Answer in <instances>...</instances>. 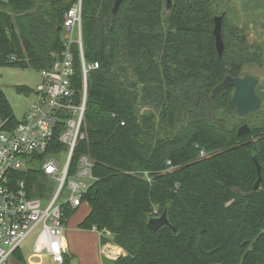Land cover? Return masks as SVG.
<instances>
[{"label": "trees", "instance_id": "trees-1", "mask_svg": "<svg viewBox=\"0 0 264 264\" xmlns=\"http://www.w3.org/2000/svg\"><path fill=\"white\" fill-rule=\"evenodd\" d=\"M77 1L0 0V65L51 66ZM114 2L82 0L84 55L99 67L88 74L85 138L70 169L82 154L95 163L81 226L124 250L111 264H264V121L239 136L233 87L211 98L242 65H261L263 49L224 20L220 57L213 0H173L170 9L167 0H125L112 15ZM71 50L80 90L79 45ZM0 120L18 121L1 86ZM20 176L34 195L46 177L39 169ZM165 210L176 230H152L149 219Z\"/></svg>", "mask_w": 264, "mask_h": 264}, {"label": "built area", "instance_id": "built-area-1", "mask_svg": "<svg viewBox=\"0 0 264 264\" xmlns=\"http://www.w3.org/2000/svg\"><path fill=\"white\" fill-rule=\"evenodd\" d=\"M82 23V0H78L64 18L62 55L40 70L41 80L31 93L24 116L12 126L0 120V264H9L22 242L38 227L36 252L45 249L54 264H65V210L81 206L97 179L93 174L95 163L88 154L79 156L77 170L70 173L75 150L85 138L88 74L99 67L98 62L86 61ZM74 43L80 49V90L75 85ZM65 153L62 167L60 157ZM32 169L59 183L50 200L34 195L29 181L20 176ZM105 254L117 256L109 249Z\"/></svg>", "mask_w": 264, "mask_h": 264}, {"label": "rangeland", "instance_id": "rangeland-1", "mask_svg": "<svg viewBox=\"0 0 264 264\" xmlns=\"http://www.w3.org/2000/svg\"><path fill=\"white\" fill-rule=\"evenodd\" d=\"M214 9L213 17L218 15H224L226 23L244 27L248 34L249 42L254 45H259L263 49V62L258 63H246L242 65L240 71L237 73L238 76H245L252 74L260 79V83L257 87V93L262 98V108L253 114L246 116H239L237 121L242 125L248 123L249 125H257L264 121V0H213ZM41 80L40 70L35 69L31 66L22 67L16 65H0V86L3 88L6 97L13 107L16 120L22 119L25 114L28 104L32 101V95L21 93L18 91L17 86H27L34 89ZM67 155L60 157L61 165L64 167L66 164ZM41 187L38 188V194L36 196L42 198H49V200L56 193L59 183L54 184L48 177H45ZM65 196L68 195V189H64ZM62 201V198L60 199ZM44 205L46 201H43ZM90 212V204L88 201H84L81 206L75 208L69 218V226H75V228H83L81 223L85 220L86 216ZM85 229V228H83ZM87 229V228H86ZM90 230V229H87ZM40 232V227L31 232L29 236L22 242L20 249L25 257V264H49L48 259L41 260L39 257H33L36 253V240ZM68 235V239L71 242V234L69 231L65 233ZM94 235V234H93ZM35 247V248H34ZM112 247H109V250ZM116 253V252H114ZM115 258L123 254L117 253ZM16 255L10 259L15 258ZM31 256V257H30ZM9 263V264H10ZM109 260H105V264H111ZM216 264V263H212Z\"/></svg>", "mask_w": 264, "mask_h": 264}, {"label": "water", "instance_id": "water-1", "mask_svg": "<svg viewBox=\"0 0 264 264\" xmlns=\"http://www.w3.org/2000/svg\"><path fill=\"white\" fill-rule=\"evenodd\" d=\"M2 2L7 3L8 0H1ZM125 0H115L114 6L112 9V15L117 14L118 10L120 9L122 3ZM173 5V0H167V8L170 9ZM223 22H224V15H218L214 18V29L213 33L215 36V47L220 57L223 56L225 51V41L223 38ZM60 29V27H59ZM260 83V79L252 74H247L245 76H232L227 75L221 82H219L211 91V98L214 100L216 95L226 87H233V94H232V102L236 107V111L238 116H246L250 113L257 112L262 108V98L257 93V87ZM251 131V127L247 123H243L239 129L237 134L239 136L245 135ZM258 171V179L255 182L254 187L257 188L259 182L262 179L261 176V165L255 159ZM172 226L174 230L175 227L171 225L167 210H165L160 216L150 218L148 221V226L157 231L163 226Z\"/></svg>", "mask_w": 264, "mask_h": 264}, {"label": "crops", "instance_id": "crops-1", "mask_svg": "<svg viewBox=\"0 0 264 264\" xmlns=\"http://www.w3.org/2000/svg\"><path fill=\"white\" fill-rule=\"evenodd\" d=\"M68 231L72 236L71 242L68 239V235L65 234ZM65 233V264H105V260H114L105 254V249H109V247H112L110 248L112 250L109 251L125 255L124 250L119 246L111 242L103 244L101 242V234L95 228L90 230L75 228L74 225L69 226L68 220ZM34 246L36 247L37 245L35 244ZM15 255L16 259H12L10 264H25V257L21 249ZM34 257H39L41 260H43L42 258L48 259L49 264H54L45 249H42L39 253H34L32 258L34 259Z\"/></svg>", "mask_w": 264, "mask_h": 264}]
</instances>
